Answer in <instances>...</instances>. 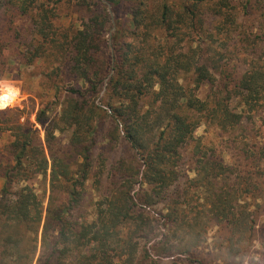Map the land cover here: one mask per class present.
Segmentation results:
<instances>
[{
	"label": "trees",
	"instance_id": "1",
	"mask_svg": "<svg viewBox=\"0 0 264 264\" xmlns=\"http://www.w3.org/2000/svg\"><path fill=\"white\" fill-rule=\"evenodd\" d=\"M62 2L0 0V71L38 68L70 86L58 118L37 114L44 140L22 110H0V264H210L201 246L214 230L215 256L236 264L262 190L264 147L246 125L264 109V0H78L80 29L59 23ZM124 3L111 54L107 4ZM201 126L242 162L207 149ZM69 129L66 143L56 136ZM48 177L45 207L34 185Z\"/></svg>",
	"mask_w": 264,
	"mask_h": 264
},
{
	"label": "rangeland",
	"instance_id": "2",
	"mask_svg": "<svg viewBox=\"0 0 264 264\" xmlns=\"http://www.w3.org/2000/svg\"><path fill=\"white\" fill-rule=\"evenodd\" d=\"M106 3V2H105ZM160 3H150L149 9L159 8ZM80 7L78 6V0H63L58 9V16L60 19V24L66 27H71L72 29H80L84 27L86 23L87 14L86 12H80ZM107 11L110 17V23L107 27V35L106 39L111 51V54L114 53V45L117 39L123 38L122 28L126 26V21L128 19V4L124 3L120 9L115 10L111 5L107 4ZM264 55V53H263ZM50 72V71H49ZM114 71L112 70L110 75L105 81L103 91L101 96L106 91L107 80L112 76ZM57 76V75H56ZM54 77V78H53ZM52 80L49 78H45L41 76L40 70L38 68L31 67L30 69H26L23 67H17L13 65L10 69L9 67L5 68L3 71H0V84L6 83L9 87L18 88L20 90L19 103L10 106L8 108L2 109H20L23 111L22 117L24 120H29L34 124L36 128L40 130L41 137L44 140L45 134L44 130L36 121L37 114L40 110L44 109L47 112V115L51 120L56 119L61 114L63 102L65 101V97L67 95V84L62 82L60 76H53ZM61 81V82H60ZM57 89L55 88V86ZM236 105V103H235ZM247 126V134L250 138L248 140L250 142V146L253 148L264 147V109L254 113L252 118ZM250 125V126H249ZM70 129L65 130L63 134L56 133V136L61 138V141L65 142L68 140L70 136ZM250 134V135H249ZM196 138L202 140L203 145L207 149H216L222 151L223 160L229 165L240 164L242 162L241 157H238L240 150L231 148L230 143L227 138L220 132V130L215 127H207L201 126L196 131ZM9 136L7 134L1 135L0 137V160L3 161V165L10 164V155L6 150V146L8 144ZM240 141V140H239ZM63 143V145H65ZM239 149H241V145L238 144ZM117 157H122L124 154L123 148L120 150L114 151ZM231 155L234 156L231 159ZM238 155V156H237ZM128 156V154H127ZM234 161V163H233ZM257 175H254L253 182L255 185L262 190H258L257 195H254V198L250 199L251 211L256 214L257 224L255 226V230L253 231V239L251 245L245 250L244 254L236 259L238 264H250L251 261L255 262V264H264V160L259 163L257 169L255 170ZM187 177L192 179L194 177L193 173L187 172ZM263 182V184H262ZM185 186L186 179L181 180V184L179 187ZM262 186V187H260ZM3 187V181L0 180V189ZM36 192L44 201V206L46 207L48 204L49 198V177L47 179L40 178L34 185ZM139 187L137 186L134 192L138 191ZM263 191V192H262ZM133 192V193H134ZM154 213L165 214L163 211V205L160 204L153 208ZM163 231V230H162ZM215 231V230H214ZM214 231L211 232L208 236V241L201 246V250L203 251V255L205 259H208V263L210 264H224V259L221 257L215 256L216 247L215 243V235ZM151 244L149 245V247ZM212 253V257L209 254ZM206 255V256H205ZM177 256H175L176 258ZM174 257H164L162 258L165 264H169ZM120 262L117 261L116 264ZM236 263V264H237Z\"/></svg>",
	"mask_w": 264,
	"mask_h": 264
},
{
	"label": "clouds",
	"instance_id": "3",
	"mask_svg": "<svg viewBox=\"0 0 264 264\" xmlns=\"http://www.w3.org/2000/svg\"><path fill=\"white\" fill-rule=\"evenodd\" d=\"M20 95L18 88L9 87L6 83L0 84V110L19 103Z\"/></svg>",
	"mask_w": 264,
	"mask_h": 264
}]
</instances>
